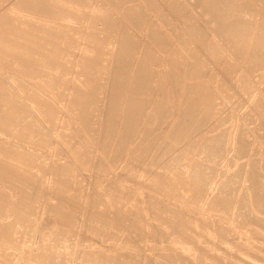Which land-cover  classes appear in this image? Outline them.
I'll return each instance as SVG.
<instances>
[{
	"label": "rangeland",
	"instance_id": "1",
	"mask_svg": "<svg viewBox=\"0 0 264 264\" xmlns=\"http://www.w3.org/2000/svg\"><path fill=\"white\" fill-rule=\"evenodd\" d=\"M20 1L0 0V18H2L0 22L3 18L5 19L4 14L9 15L11 13H6L9 11H14L10 15L16 14L15 16H17L20 14L43 22L38 23L39 25H35V23L32 25L37 28L39 26V29L35 27L31 29L32 26L26 24L23 26L19 24L20 28L18 23L14 25L13 22L0 25V43L2 42L0 52H3L2 44L9 41L10 38V40L14 38L13 40L18 42L15 36L18 33L21 35L23 30H27L26 32L31 33L30 36L33 37L32 40L29 39L28 43L26 42L30 45L29 52L31 55L28 53L24 59L22 56L18 57L21 61H18V58L15 59L16 55L13 57L7 52L10 57L7 55L6 59L0 53V83L6 89L3 90L5 92L4 98L9 96L7 99L11 100V105L14 103L13 109L17 107L13 111L18 112L20 110L21 114L18 112L17 115L24 114L22 118L13 120L7 112L3 111L2 115L4 119L6 118V122L0 123V210L2 211L0 224L6 226L3 228H11L4 230V232L0 229V264H200L203 258L205 259L203 264L207 262L241 264L239 263V257H241L239 251L252 256L255 264H264V226L253 225L255 220L251 219L263 215L259 216L258 214L262 213H259V210L257 212L254 208L255 202L253 201L255 199L250 200L251 196L256 195L254 190H256L257 185H253L254 182L249 183L251 181L249 179L250 174L253 171L251 168L254 164L253 161H259L257 166L260 164L264 167V118H260L261 113L257 110L258 103H262L264 106V71H259L253 65L251 66L246 55L247 52L243 51L238 54L233 44L231 45L225 37L216 31L212 17L203 9V7L205 8L203 3L201 1L198 3V0H118L119 2L112 0L113 3L111 0H87L88 7L78 6L79 8L83 6L82 9L84 8V10L81 11L82 9L76 7L79 5L76 4V0H43L45 5L50 6V8L57 5V8H53L55 10H50L54 13L58 9L61 10H58L59 13L63 11V16L65 13L68 15L67 13L76 12V17L78 15L80 19L77 20L78 18L74 19L75 15L73 16V14L71 15L72 18L69 14L67 19L65 16L62 18V14L60 16L59 13H56L60 19L57 15H52V12V14L50 12V14L42 13L33 8H26L20 4ZM244 1L248 7L254 10L251 34L254 33L252 36L259 35L261 32L259 21L264 14V0ZM126 9H132L140 14L142 21L138 29L126 17ZM77 11L84 15L81 16L80 12ZM100 11L110 15L109 17L114 21V26L108 27L111 26L112 21L106 26L107 23L104 24V21L98 19L100 17L97 12ZM57 25L61 28H58ZM6 26L18 27L9 28L7 32L11 33H7V35L3 29ZM62 28L70 30L66 29V32ZM123 28L126 29V33L132 35L131 38L133 37L135 45H137L138 50L136 51L139 52H136L138 55L132 56L130 66L133 71H129L135 74L136 69H138L137 64L142 53L145 52L144 49H147L149 53L151 52L153 56L149 54V57L153 58V60L150 58L149 61L153 62L148 63L151 80L150 103L140 115L138 133H141L136 136V139L140 138L139 140H141L142 130L143 132L150 131L151 136L147 139H151L148 142L146 139L145 143L142 144L145 145L150 141L151 147L141 161L136 158L138 162L135 159L137 154L131 153L132 148L127 147L128 144L120 143L118 136L115 135H120L118 133L122 129L120 125L123 126L125 121L123 119H126L125 116H127L125 106H128L129 100L127 101V98L132 96L130 95L132 81H126V89H123L119 105L116 103L118 101H115L118 107V109L116 108L118 113L116 112L115 116V121H118L116 123L117 133L113 134L114 137H108L104 124L108 121L109 108L115 104H111V100H114L111 99V89L113 91L114 82L112 83V81L118 73H114L115 65L111 58L105 61L101 60L104 67L100 72L98 69L100 61L96 58L98 53L92 49L94 47L88 37L92 34L96 40L104 41L110 50H117L122 36L120 29ZM41 29L43 30L42 33ZM46 30L51 31L52 34L51 32L46 34ZM12 33H14L13 35L16 33V35L9 37ZM55 33L58 39L61 38L59 41L56 35H53ZM58 33L62 36H59ZM38 34L39 37L50 34V37L41 36V39L43 37L42 41L40 38L36 40ZM51 35L55 36L54 40ZM49 39H51L50 42H48ZM45 40L48 41L44 42ZM30 42L34 44L33 47ZM53 42L58 43L57 47ZM50 43H53L54 46L52 44L50 47ZM248 43L249 45L253 44ZM44 44H48L45 45L47 47L43 48ZM211 45L216 46L221 53L211 49ZM46 48L52 50L51 52L47 49L50 53H54L55 49H58L59 52L60 48V52L54 59L49 58L48 55L50 54H47ZM38 52H45V55ZM39 54L49 58L47 60L53 59V64L51 60L49 64H52L54 69L50 68V65L49 68L43 69L45 64L37 58L40 56ZM32 55L33 57L37 56L33 58ZM3 57L6 61H3ZM26 58L28 62L36 63L34 64L38 66L36 70L33 69L36 67L30 66L28 63V68L32 67L31 72H28L30 69L27 70V64L22 63V61H27ZM31 58L32 60H30ZM14 62L17 64L13 65ZM19 62L25 64L26 68L23 65L22 69L21 64L18 68ZM195 64L198 65V72L195 70ZM135 66L137 67L134 68ZM34 70L35 74L33 73ZM55 70H57L56 72L59 71L58 73L55 72L56 77L54 75L49 77L54 74L53 71ZM98 72H100L98 76V101L97 104L95 102L96 105H93L94 108L92 107L91 129L90 133H86V135L84 128L82 127L83 130L80 129L83 123L82 117H79L81 122L76 120L75 117L77 116H73V111L77 108L74 107V103L77 101L72 91L75 88H83V80L90 73ZM113 73L114 75L117 73L116 77L113 76ZM112 77L114 78L112 79ZM242 82H248L250 88L242 87ZM0 92V102L5 107L4 93L2 95L1 88ZM198 96L202 106L207 107L206 123L197 126V129L195 127V130L193 129L187 136L180 138L177 122L183 119L184 114L186 115V110L189 109L187 104L191 103L192 98ZM162 98L169 111V113L167 111L168 114H163L165 116L158 114L153 108L154 102ZM185 100L188 101L187 104ZM71 102H74L73 106ZM252 107L255 108V113L250 112L253 110ZM1 110L2 108H0V114ZM124 111L126 115H124ZM50 113L52 118L49 116ZM250 115L254 119H250ZM8 119L13 123L15 122L14 126L10 121L11 125H7ZM78 122L81 124L79 125ZM16 125L17 127H15ZM77 130L80 131L81 135L84 134L87 137L83 135L84 139L86 138L88 141L81 139L82 136L77 133ZM80 136L81 140L77 138ZM244 138L247 139L246 143L249 141L247 143L249 146L251 144L250 148L244 142ZM78 139L79 143L77 142ZM217 139L223 140L224 150L222 153L224 155L221 154V157L210 162L204 150L210 142H216ZM240 139L244 140L243 144L250 150H247L249 153H246L247 156L243 155L246 158H243L242 155L237 156ZM75 143L76 146L78 144L80 148L85 149L84 155H80L76 151ZM131 146L133 147V145ZM125 147L127 148L124 149ZM118 153L122 155V159L117 157ZM139 161L140 164H138ZM165 163L169 165L180 163V169L187 176L191 174V170L196 164L210 166L211 176L209 174V180L212 182L210 181L211 184L209 180L207 182L209 184L206 188L208 192L205 191L204 199L201 198L199 203L189 200L191 190H189V184L187 185L189 182L187 177L185 179L187 182L184 181L186 185H183V182L180 184V186L183 185V188L180 187L182 189L178 190L181 194L180 197L178 196L179 200L174 198L173 200L167 197L168 194L164 195L162 191L160 193L153 187L151 188L147 181L158 180L157 176L162 173L163 175L159 176L162 178L159 179H166L165 177L170 176L174 171L164 168ZM240 165H244L247 170L242 167L243 171H241L238 168ZM263 167L258 166L257 168L262 174L261 179L264 182V178H262L264 177ZM63 168L68 169L72 183H65L64 180L59 179L58 170ZM237 168L245 173L242 174L237 171ZM123 170L124 173H122ZM166 173L167 175H164ZM173 174L174 172L170 177H175V175L172 176ZM233 174H236L235 177ZM244 175L245 177H243ZM170 177L167 180H170ZM226 178L229 183L233 178L242 181L236 180L237 185L234 184V187H226L221 191ZM171 180L173 181L174 178ZM246 180H250L248 185L245 183ZM250 186H254V189L247 191L248 187L251 188ZM232 188L234 190L236 188L240 192L236 193L237 191H235L233 193ZM225 190L230 191L228 192L231 193V196L233 195V200L238 198L235 201L237 203H239V199L242 200L244 195H247L244 198L251 202H249L250 209L248 208L250 210H248L249 216L246 215V217L248 216L247 219L249 220H254L253 224L248 220L251 226L241 223L240 220L243 218L239 219L238 214L237 218L234 215L239 210L241 211L239 209L241 203L236 204L234 202V205L236 204L238 207L234 206V211L231 212L233 217H229L231 213L227 217L226 214H222L221 210L217 211L211 208L214 210L213 213L210 211V207L209 209L206 208L210 202V199L206 200L209 198L207 196L214 194L217 196ZM207 193L209 194L207 195ZM240 193L242 198L238 196ZM234 195L236 196L235 199ZM249 195L251 198L248 197ZM113 197H116V200ZM114 200L118 201V204ZM188 200L190 203L192 202L191 204H198L197 207L194 204L190 205ZM252 204L254 205L251 206ZM1 206H4V210L3 207L1 209ZM253 211H256L257 214ZM22 212L26 213L27 217L20 221L19 217ZM218 212L222 213L218 214ZM129 213L132 215L130 216ZM136 213L137 215H134ZM174 214L181 217V220L177 222L178 225L173 223L175 218L171 220ZM162 215L167 216L168 219L162 218ZM189 221L192 223L189 224ZM186 224L192 227L188 237L180 232L181 229L186 228ZM181 225L182 227H179ZM220 229L226 231L225 234L227 233L223 236L226 242L223 238L221 240V237L220 240L217 238ZM226 236L227 238L235 236L237 239L234 237L236 240L232 241L228 238L229 242H227ZM22 243L28 246L32 255H27L26 252L19 250ZM182 244H188L186 246L191 249L194 256H190V253L186 255V251L179 248ZM202 247L204 248L202 249ZM205 248L206 250L202 251ZM237 248L240 250L237 251ZM215 249L216 251H214ZM174 250H178L177 253L181 256ZM234 251L236 252L231 253ZM222 253L225 256L230 253L231 259L229 256H223ZM214 255L219 259L217 260ZM237 256L238 261L236 262L234 260Z\"/></svg>",
	"mask_w": 264,
	"mask_h": 264
},
{
	"label": "bare ground",
	"instance_id": "2",
	"mask_svg": "<svg viewBox=\"0 0 264 264\" xmlns=\"http://www.w3.org/2000/svg\"><path fill=\"white\" fill-rule=\"evenodd\" d=\"M75 1V0H74ZM112 1V0H111ZM114 1H116V0H114ZM199 2L198 3H203L202 5L203 6H205V8L203 7V9L212 17V20L214 21V23H215V29H216V31L220 34V35H222L223 37H225L226 39H227V41L229 42V43H231V45L233 44V46H234V49H237V51L236 52H238V54H241L243 51H246L247 52V57H248V60H249V62L251 63V66L253 65L254 67H256L257 69H259V71H264V14L261 16V19H260V21H259V29L261 30V32H260V34L259 35H254V36H252L254 33H252L251 34V32L253 31L252 30V27H253V23H254V16H253V13H254V10L251 8V7H248V5L245 3V1L244 0H198ZM201 1V2H200ZM77 2V3H76ZM76 4H79V5H76V7H80V5H83V6H87L88 5V1L87 0H76ZM116 2H119L118 0L116 1ZM112 3H113V1H112ZM245 3V4H244ZM20 4L22 5V6H24V7H26V8H33V9H36V10H38L39 12H42V13H44V12H47V13H51L52 15H57L56 13H59V11H61V10H57L56 11V13H54V11H50L51 9L52 10H55V9H53V8H57V5H54V6H52L51 8H50V6L48 7V5H45V3H44V1L43 0H35L34 2L32 1V0H21L20 1ZM115 4V3H114ZM199 5H201V4H199ZM201 5V6H202ZM82 6V7H83ZM78 7V9H82V7L81 8H79ZM88 7V6H87ZM77 9V10H78ZM84 10V8L81 10V11H83ZM13 13L14 11H9V12H6V13ZM77 12H80V11H77ZM90 12V11H89ZM10 13V14H11ZM17 13V12H16ZM49 13V14H50ZM62 13H63V11H62ZM62 13H59V15L60 14H62ZM76 12H71V14L70 13H67L68 15L70 14V18H72L71 17V15L73 14V16L75 15V17H74V19L76 18H78L77 20H80L79 19V17H78V15H77V17H76V14H75ZM9 14V15H10ZM66 14V13H65ZM64 14V16L67 18V16L68 15H65ZM80 14H81V16H82V14L83 13H81L80 12ZM125 14H126V17L134 24V26L136 27V29H138L139 27L138 26H140L141 24V18H140V14L138 13V12H136V11H134V10H132V9H126L125 10ZM7 15V14H4L3 15V17H5V19L3 18V20L0 22V25H4V24H6L7 22H9L10 24L13 22V24L15 25L16 23H18V25L20 24V25H30V26H32V25H34V23H35V25H39L40 23H42L43 21H41V20H39V19H32V18H29V17H24V16H22V15H17V16H15L16 14H14V15ZM84 15V14H83ZM97 15L100 17V18H98V19H101L102 21H104V24L105 23H107V24H105L106 26L107 25H109V24H111V21H112V24H111V26L109 25L108 27H112V26H114V21H113V19L111 18V17H109L108 16V14H104L103 12H97ZM7 16H9L8 18H7ZM58 16V15H57ZM61 16V15H60ZM63 16V14H62V18L64 17ZM69 17V16H68ZM58 18H60L59 16H58ZM57 18V19H58ZM82 18V17H81ZM2 18H0V20H1ZM61 19V18H60ZM65 19V18H64ZM68 19V18H67ZM63 21V20H62ZM32 23V24H31ZM39 23V24H38ZM48 23V22H47ZM19 25V26H20ZM50 25V24H49ZM52 26H53V24H52ZM58 26V25H57ZM16 26H6V28H3L4 30H5V34H10L9 32H7V30H9V28H15ZM18 27V26H17ZM16 27V28H17ZM24 27H26V26H24ZM34 27L35 26H32V28L31 29H34ZM44 27H47V26H44ZM55 27V26H54ZM53 27V28H54ZM61 28V26H58V28ZM64 27V26H63ZM20 28H21V26H20ZM35 28H37V27H35ZM49 28V27H48ZM53 28H51V29H53ZM11 29V30H12ZM26 29V28H25ZM28 29V28H27ZM37 29H39V26H38V28ZM36 29V30H37ZM43 29V28H42ZM41 29V33H42V30ZM62 29H64V28H62ZM67 30H70V29H68V28H66ZM66 29H64L65 31H66ZM14 30H16V29H14ZM21 31L23 30V28L22 29H20ZM55 30H57V29H55ZM59 30V29H58ZM121 30V33H122V36H121V41H120V44H119V47L117 48V50H110L108 47H107V44L104 42V41H99V40H96V38H95V36H93L92 34L91 35H89L88 37L91 39V43L93 44V47L94 48H92V49H94V51L96 52V53H98V54H96L97 56H96V58L100 61V67L98 68L99 70H100V72H101V69H103V64L101 63V60H103V61H105V60H107V59H109V58H111L112 59V62L114 63V65H115V67H116V69H115V67H114V73L115 72H117L118 73V75H117V73H116V75H117V77H116V75H114V73H113V76H115L116 78H114V77H112V79L114 78V79H116L115 81H114V79H113V81H112V83L114 82V84L112 85V86H114L113 88V91H112V89H111V87H110V89H111V99L113 98L114 100L112 101L111 99V104H114L115 103V101H118V102H116L117 103V105H119V101H120V98H121V96H122V93H123V91L126 89V81L127 80H131L132 81V86H131V88H130V93H128V94H130V95H132L130 98L128 97L127 98V101L129 100V102H127L128 103V106H125L126 108H127V110L126 109H124V110H126V112H127V116H125L126 117V119L124 118H122L123 120H125L124 121V123H123V126H122V124L120 125V128L122 127V129H120V131L118 132V133H120V135L119 134H115V133H117L116 132V130H117V128H116V123L118 122H116L115 120V116H116V114L118 113V107H117V105H116V103L114 104V105H112V106H114V107H112L111 105V108H109V113H108V115H109V117H108V121H107V123H106V120H105V123L106 124H104V128H105V131H106V134H107V136L108 137H114V135L113 134H115L116 136H118V138H119V142L120 143H122L123 142V144H128L129 146H127V147H131L132 148V151H131V153L132 154H137L136 156H135V159L136 158H138L140 161L142 160V158L144 157V155H145V153L150 149V147H151V142L149 141V143H147V144H145V145H143L144 143H145V140L147 139V138H149L150 136H151V132L150 131H144L143 132V130H142V133H143V135H140V136H142L141 137V140H139L140 138H138V139H136V136L138 135V134H140V133H138L139 132V130H138V122H139V120H140V115H141V113L144 111V109H146V107L149 105V103H150V94H151V80H150V70H149V66H148V63L150 62L149 60H150V58H151V56H152V53L150 52L149 53V51L147 50V49H144L145 50V52L144 53H142V57L140 58V60H139V62H138V64H137V66H138V69H136V72H135V74H133L131 71H133V69L131 68V59H133L132 58V56L133 55H135V54H137L136 52H138V51H136V50H138L137 48H136V46L137 45H135L136 43H135V40L133 39V37L131 38V36L132 35H130V33H126V29H120ZM251 30V31H250ZM18 31H19V29H18ZM21 31H19L20 33H21ZM24 31H25V33H24ZM27 30H23V32L21 33V35L19 34H17L16 35V33H15V35H13L14 33H12L11 34V36H9V37H12V36H15V39L17 38L18 39V42H16V41H14L13 39L12 40H10L9 39V41H7L6 43H4V44H2V47L1 48H3V52H0V53H2V56L4 55V57L7 59V55H8V53H10V55L11 56H13V55H18L17 57L15 56V59H17L18 57H21L22 56V58L24 59V57H26V56H28V53L30 54L31 52H29L30 51V48H29V46L30 45H28L27 43H28V41H29V39L31 38V40H32V38L33 37H31L30 35H31V33H29L28 34V32H26ZM30 31V30H29ZM35 31V30H34ZM44 31H45V29H44ZM47 31V30H46ZM215 31V30H214ZM51 32V31H50ZM50 32H45L46 34L47 33H50ZM61 32V31H60ZM59 32V33H60ZM67 32V31H66ZM69 32V31H68ZM71 32H72V30H71ZM216 32V33H217ZM24 33V34H23ZM33 34H34V32H32ZM36 33V32H35ZM44 33V32H43ZM44 33V34H45ZM57 33V32H56ZM56 33L55 34H53V35H56ZM59 33H58V35H59ZM63 33H64V31H63ZM217 33V34H218ZM7 34V35H8ZM51 34H52V32H51ZM69 34V33H68ZM36 35V34H35ZM50 34H48V36L47 37H50L49 36ZM53 35H51V37H52V39L55 37V36H53ZM61 35V34H60ZM59 35V36H60ZM219 35V36H220ZM18 36V37H17ZM33 36V35H32ZM41 36H43V37H46V36H44V35H41ZM40 36V37H41ZM62 36V35H61ZM66 36V35H65ZM70 36H71V33H70ZM69 36V37H70ZM39 37V34H38V36L36 37V40H37V38H40ZM43 37H42V39H43ZM56 37H57V39H58V36L56 35ZM67 37V36H66ZM73 37V36H72ZM63 38H64V35H63ZM42 39L40 38V40L42 41ZM47 39V38H46ZM59 39H61L60 37H59ZM59 39H58V41H59ZM66 39V38H65ZM65 39H62V40H65ZM70 39V38H69ZM82 39V38H81ZM153 39L154 40H156V38H154L153 37ZM39 40V39H38ZM40 40H39V43H41L40 42ZM50 40L51 39H49V41L48 40H45L44 42H50ZM54 40V39H53ZM56 40V39H55ZM62 40H60L61 42H63ZM67 40V39H66ZM34 41V40H33ZM32 41V42H33ZM27 42V43H26ZM32 42H30V43H32ZM52 42V41H51ZM67 42V41H66ZM68 42H70L69 40H68ZM248 42H250V43H253V44H251V45H249V43ZM2 43V42H1ZM0 43V44H1ZM25 43L28 45V47H26L25 46ZM38 43V44H39ZM54 44H55V42H53ZM53 43H50V47L52 46V44ZM71 43V42H70ZM23 44V45H22ZM37 44V43H36ZM35 44V45H36ZM54 44H53V46H54ZM63 44V43H62ZM62 44H61V46H62ZM42 45V44H41ZM40 45V46H41ZM45 45H48V44H44V46H43V48L44 47H47V46H45ZM57 45H58V43H56L55 44V46L57 47ZM1 46V45H0ZM34 46V44L32 43V47ZM49 46H48V48H49ZM60 46V45H59ZM26 47V48H25ZM32 47H31V49H32ZM36 47V46H35ZM39 47V46H38ZM37 47V48H38ZM55 47V48H56ZM246 47H248V49H246ZM48 48H46V51H47V49ZM213 48V50L215 51V52H217V53H221L220 52V50H218V48L216 47V46H212L211 45V49ZM41 49H42V47H41ZM32 50H34V49H32ZM49 50H51V49H48V51ZM144 50H142V51H144ZM1 51H2V49H1ZM38 51V50H37ZM47 51V52H48ZM92 50H90V52H91ZM8 52V53H7ZM51 52H52V50H51ZM59 52H60V48H59ZM58 49H55V51H54V53H50V52H48L47 54H50V55H48L49 56V58H53L54 59V57H56L57 55H58ZM89 52V51H88ZM93 52V51H92ZM4 53V54H3ZM6 53V54H5ZM38 53H40V52H38ZM41 53H43V52H41ZM40 53V54H41ZM94 53V52H93ZM139 53V52H138ZM33 54H34V52H33ZM39 54V55H40ZM149 54L151 55L150 57H149ZM6 55V56H5ZM31 55V54H30ZM42 55H45V52L42 54ZM42 55H40V56H37V58H39L40 59V62L42 63H44L45 65H44V67H43V69L44 68H49V65L51 66L50 68H52V64H53V59L51 60V63L52 64H49V62H50V60H47V59H49V58H46V56H42ZM138 55V54H137ZM1 56V55H0ZM9 56V55H8ZM36 56H34L35 58H36ZM42 56V57H41ZM47 56V57H48ZM4 57H3V59H4ZM10 57V56H9ZM14 57V56H13ZM32 57H33V55H32ZM33 57V58H34ZM153 57V56H152ZM30 58V57H29ZM6 59H4L3 61H6ZM20 58H18V61H21V60H19ZM27 59V58H26ZM1 60H2V58H1ZM30 60H32V58L30 59ZM36 60V59H35ZM55 60H56V58H55ZM151 60H153V58H151ZM2 61V62H3ZM8 61V60H7ZM17 62V61H16ZM31 61H29L28 62V59H27V61H22V63H25V64H27V70L28 69H30V71H28V72H31V68L34 66V67H36V68H33V69H37V67L38 66H36V65H34V64H36V63H30ZM39 62V61H38ZM37 62V63H38ZM40 62H39V64H40ZM153 61H151L150 62V64L152 63ZM4 63V62H3ZM5 63H7V62H5ZM9 63V62H8ZM28 63H29V65L30 66H32V67H30V68H28ZM15 64H17V63H15L14 62V64L13 65H15ZM21 64V62H19L18 63V68H19V65ZM25 64H21L20 65V67L22 66V69H23V65L25 66ZM149 64V65H150ZM10 65V64H9ZM42 65V64H41ZM63 65V64H62ZM40 66V65H39ZM137 66H135L134 68H136ZM16 67V66H15ZM87 67H89V68H91L92 66H87ZM17 68V67H16ZM16 68H15V70H16ZM24 68H26V66L24 67ZM131 68V69H130ZM40 69H41V67H40ZM52 69H54V67L52 68ZM20 70V69H19ZM25 70V69H24ZM27 70H26V72H27ZM35 70L33 71V73L35 72ZM117 70V71H116ZM129 70H131V71H129ZM195 70L198 72L199 71V69H198V65L197 64H195ZM22 71V70H21ZM47 71H49V70H47ZM51 71V70H50ZM57 70H55V71H53L54 72V74H52V75H50L49 77H52L53 75L55 76L56 74H55V72H56ZM91 71H93V72H95L93 69H91ZM52 72V73H53ZM59 72V71H58ZM58 72H56V73H58ZM100 72H98V73H90L89 74V76H87V78H85L84 80H83V88H75L72 92L74 93V97L76 96V101H77V103H74V102H71L72 104V106H73V103H74V107L76 106L77 108L75 109V111H73V116L75 117V116H77V117H75L76 118V120L78 121V120H80L81 122H82V120H83V123H82V125L79 127L81 130H83L82 129V127L84 128V134H86V133H90V121H91V117H92V112H93V108H94V104H95V102H96V104H97V101H98V96H97V92L99 91L98 89H99V84H98V76L100 75ZM19 73H20V71H19ZM25 73V72H24ZM48 73H51V72H48ZM132 73V74H131ZM35 74V73H34ZM31 75H32V73H31ZM47 75H49V74H47ZM59 75H61V73H59ZM36 77H37V75H35ZM34 77V76H33ZM35 77V78H36ZM56 77V76H55ZM38 78V77H37ZM60 78V76L58 77V79ZM51 79H55V78H51ZM111 86V85H110ZM242 87H244L245 89H249L250 88V86H249V83L248 82H242ZM0 88H1V90H2V95H3V93H4V96H3V99H4V104H5V107L2 105V103L0 102V108H2V110H1V114H0V123H2V121H5V119H4V116L2 115L3 113V111L4 112H7V114H8V116L9 117H11L13 120L14 119H19V118H22L23 116H24V114L22 113V115L21 116H19V115H17V113L19 112L20 113V110L18 111V112H15V111H13L15 108H17V107H15L14 109H13V107H12V105L14 104H12L11 105V100H9V99H7V98H9V96L7 97V98H4L5 97V92H3V90H6V89H4V87L1 85V83H0ZM125 88V89H124ZM73 89V88H72ZM124 89V90H123ZM113 92V93H112ZM126 92V91H125ZM1 93V92H0ZM7 94V93H6ZM67 95V94H66ZM71 95V94H70ZM73 95V94H72ZM130 95H128V96H130ZM69 97V96H68ZM73 97V96H72ZM97 97V98H96ZM188 98H189V96H187ZM73 99V98H72ZM97 99V100H96ZM186 99V98H185ZM186 100H188V99H186ZM185 100V101H186ZM191 101V100H190ZM187 102L188 101H186V104H187ZM256 102V101H255ZM258 103V102H257ZM10 104V105H9ZM75 104H77V105H75ZM95 104V105H96ZM67 105V104H66ZM188 106H189V111L188 110H186V115L184 114V116H185V118H184V116H182L183 117V119H181L179 122H177V126H179L178 128H179V137L180 138H182V137H185V136H187L189 133H191L192 131H193V129L195 130V127H196V129H197V126H201V124H203V123H206V119H207V107H204V106H202V104L200 103V98H199V96L198 97H196V98H192V101H191V103L189 104H187ZM254 105V104H253ZM14 106V105H13ZM72 106H71V108H72ZM255 106H257V105H255ZM254 106V107H255ZM65 107H67V106H65ZM69 107V106H68ZM93 107V108H92ZM117 108V109H116ZM153 108L155 109V111L158 113V114H160V115H163V114H166L167 113V111H168V109H167V107H165V102H164V100H163V98L162 99H160L159 101H156V102H154V105H153ZM69 109H70V107H69ZM111 109V110H110ZM252 109H253V107H252ZM255 109V108H254ZM254 109L252 110V111H250L251 113L253 112V113H255L254 112ZM16 110V109H15ZM55 110V112H56V109H54ZM257 110L261 113L260 114V118H264V106L262 105V103L260 104V103H258V107H257ZM57 111H59V110H57ZM256 111V110H255ZM70 112H72L71 111V109H70ZM69 112V113H70ZM117 112V113H116ZM249 112V113H250ZM257 112V111H256ZM18 113V114H19ZM57 113V112H56ZM59 113V112H58ZM124 113H125V111H124ZM168 113H169V111H168ZM167 113V114H168ZM21 114V113H20ZM124 115H126V113L124 114ZM249 115V114H248ZM252 115V114H251ZM251 115H250V119H254V118H252L251 117ZM259 115V114H258ZM8 116H6V117H8ZM19 116V117H18ZM49 116L52 118V114L50 113L49 114ZM72 116V115H71ZM163 116H165V115H163ZM167 116V115H166ZM79 117H82V120L79 118ZM257 118H258V116H256ZM75 118H73L74 119V121H75ZM77 118H79V119H77ZM248 118V119H249ZM259 119V118H258ZM21 120V119H20ZM9 119H8V123H7V125H11V123L13 124V126H14V123L13 122H11V123H9ZM19 121V120H18ZM17 121V122H18ZM264 121V120H263ZM6 122V121H5ZM123 122V121H122ZM121 122V123H122ZM260 122H261V120H260ZM22 123V122H21ZM79 123V122H78ZM77 123V124H78ZM3 124V123H2ZM81 123H79V125H80ZM19 125H20V122H19ZM72 125H73V123H72ZM8 127V126H7ZM12 127V126H11ZM15 127H17V125L15 126ZM9 129V128H8ZM10 129H12V128H10ZM16 129V128H15ZM14 130V129H13ZM86 130V131H85ZM16 131V130H15ZM78 132V134H80V131L79 130H77ZM141 131V130H140ZM8 132H9V130H8ZM10 132H12V131H10ZM82 133V132H81ZM16 134V133H15ZM84 134H80L81 136H82V138H81V136L80 137H77V138H81V139H84V137H86ZM105 134V135H106ZM17 135V134H16ZM83 135H84V137H83ZM87 135V134H86ZM89 137V136H88ZM87 138V137H86ZM85 138V139H86ZM243 138V137H242ZM79 139L77 140V142L79 141ZM80 139V140H81ZM84 139V140H85ZM151 139V138H150ZM150 139H147L146 141L148 142V140H150ZM87 140V139H86ZM244 140H245V138H244ZM243 139H240V146H239V151H238V154H237V156L239 155H246V153L247 154H249L248 153V151L247 150H249V149H247L248 147L247 146H249V144H247L246 143V141H247V139L244 141ZM88 141V140H87ZM87 141H85V142H87ZM242 141V142H241ZM243 141L246 143V145L247 146H245V144H243ZM76 142V143H77ZM82 142V141H81ZM81 142H80V144H81ZM84 142V143H85ZM76 143H75V148H76V151L80 154V155H84V153H85V149H82V148H80L79 147V145L77 144V146H76ZM79 143V142H78ZM143 143V144H142ZM131 145H133V147L131 146ZM82 146H83V144H82ZM250 146H251V144H250ZM250 146H249V148H250ZM85 147V146H84ZM127 147H125L124 149H126ZM247 147V148H246ZM224 148V143H223V140L222 139H217L216 140V142H210L208 145H207V147L205 148V152H206V154H207V156L206 157H208L209 159L208 160H210V162H214L215 160H216V158H218V157H221V154H223L224 155V153H222L223 152V149ZM129 149V148H128ZM250 151V150H249ZM251 154V153H250ZM133 155V156H134ZM223 155H222V157H223ZM122 155L120 154V153H118L117 154V157H121ZM247 156V155H246ZM250 156V155H249ZM254 156H256L255 154H254ZM254 156H250V157H254ZM245 156H243V158H244ZM119 158H118V160H119ZM246 158V157H245ZM121 159H122V157H121ZM138 159H136V161L138 162ZM254 159V158H253ZM140 161H139V163L138 164H140ZM249 161V160H248ZM247 161V162H248ZM256 161V160H255ZM136 162V163H137ZM257 162H259V161H257ZM257 162H254L253 161V167H251V168H253V171L251 172V174H250V178L249 179H251V181L249 182L248 180H246L247 182H245L246 184L249 182V183H253V185H257L256 187V190H257V193H256V190H254L255 191V194L256 195H254V196H251V195H249L248 197L249 198H251L250 200H252L253 201V199H255V201H253V202H255V205H257L256 207L258 208H256L255 207V205L254 204H252L251 206H253L254 205V208L257 210V212H258V210H259V213H262V214H258L259 216L260 215H263V216H260V217H258V216H256V218H251V219H254V220H249V219H247V217L249 216L248 215V212L250 211L249 209V202H251V201H248V199H245L244 197L245 196H247V195H244V197L242 198V195H241V193H240V195H238L239 197H241L242 198V200L241 199H239V203H241V205L239 206V207H241V208H239V209H241V211L239 210V212L238 213H236V214H234L235 215V217L237 216V214H238V216L237 217H240L239 219H242V220H240V221H242L241 223H243V224H248V225H250L251 226V224H253V221H254V224L253 225H256V224H260V225H262V226H264V182H263V179H261V176H262V174L258 171V166H261V167H263L262 165H258L257 166ZM242 164V163H241ZM250 164V163H249ZM2 165V164H1ZM247 165H248V163H247ZM246 165V166H247ZM203 166H205V167H203ZM206 166H208V165H198V164H196L194 167H193V169L191 170V174L189 175V176H187L183 171H182V169H180L181 168V165H180V163L179 164H167V163H165V166H164V168H169V169H171V170H174L173 172H174V174L172 175V176H174L175 175V177H170L171 176V174L173 173H171L170 174V176L169 175H167V173L166 174H164V175H167V177H165L166 179H159V178H162V177H159V176H161V175H163V173L162 174H160L159 176H157V179L158 180H155V181H152V180H149V181H147V184L152 188H154V190H156V191H160V193H161V191H162V193L165 195V194H168L167 195V197H170V198H174V199H178L179 200V197L181 196V194H179V191L178 190H180V189H182L183 187V185H186V183L184 182V181H186L185 179H186V177H187V179H189V182H187V185L189 184V190H191L190 192H191V198H189V200L190 201H192V202H200V199L202 198V199H204V197L206 196V192L205 191H207V186L209 185V184H207V182H208V180L210 179L209 177L211 176V168H210V166H208V167H206ZM239 166V165H238ZM237 166V167H238ZM249 166H251V165H249ZM104 167V166H103ZM242 167H245L244 165H240V167H238V168H240V170L241 171H243V168ZM238 168H237V171H240V170H238ZM242 168V169H241ZM260 168V167H259ZM264 168V167H263ZM168 169V170H169ZM245 169H246V167H245ZM166 169H164V171H165ZM247 170V169H246ZM250 170V169H249ZM260 170H261V168H260ZM127 171V170H126ZM175 171H177L176 173H175ZM236 171V172H237ZM240 171V172H241ZM6 172V171H5ZM125 171L123 170V172L122 173H124ZM129 172V171H128ZM165 172H167V171H165ZM171 172V171H170ZM235 172V173H236ZM239 172V173H240ZM262 172V171H261ZM264 172V171H263ZM121 172H119V175H121L120 174ZM238 173V174H239ZM242 173V172H241ZM245 173V172H244ZM244 173H242V174H244ZM58 174H59V176H60V178L59 179H62V180H64L65 181V183H72V178H71V176H70V174H69V172H68V169L67 168H63V169H60V170H58ZM126 174H127V172H126ZM130 174V173H129ZM209 174H210V176H209ZM237 174V173H236ZM235 174V175H236ZM249 174V173H248ZM248 174H246V175H248ZM125 175V174H124ZM234 175V174H233ZM232 175V176H233ZM235 175L233 176V177H235ZM122 176H123V174H122ZM127 176V175H126ZM172 179V178H174V180L172 181L171 179L170 180H167V178H169V177ZM232 176H231V178H232ZM239 176V175H238ZM131 177V176H130ZM129 177V178H130ZM133 177H134V174H133ZM132 177V178H133ZM164 177V176H163ZM229 177V176H228ZM227 177V178H228ZM243 177H245V175L243 176ZM249 177V176H248ZM226 178V180H224L225 181V184L222 186V188H221V191L222 190H224L226 187H228V188H231V187H234L233 185L234 184H236V183H238L236 180H240V179H232L231 181H230V183L228 182L229 180ZM230 178V177H229ZM236 178H237V176H236ZM238 178H240V177H238ZM262 178H264V177H262ZM243 179V178H242ZM247 179V178H246ZM228 180V181H227ZM245 180V179H244ZM172 181V182H171ZM211 180H209V183L211 184V182H210ZM242 180H240V182H241ZM181 182H183L182 184L183 185H181L180 186V184H181ZM228 182V183H227ZM239 182V183H240ZM244 182V181H243ZM242 182V183H243ZM185 183V184H184ZM224 183V182H223ZM227 184V185H226ZM237 185V184H236ZM244 185V184H243ZM248 185V184H247ZM252 185V184H251ZM238 186H241L240 184H238ZM180 187H182V188H180ZM221 187V186H220ZM251 187V186H250ZM254 186H252L251 188H249L248 187V189H247V191H249V189H251V191L254 189L253 188ZM237 188V187H236ZM236 188H235V190H234V188H232V190H234L233 191V193H235V191H237L236 193H239L240 191L239 190H236ZM240 188V187H239ZM253 188V189H252ZM218 189V188H217ZM220 189V188H219ZM241 189H242V187H241ZM229 190H231V189H229ZM228 190V191H229ZM164 191V192H163ZM220 191V190H219ZM228 191H223L222 193L220 192V195H209V196H207V197H209V198H207L206 200H209L210 199V202H209V206H206V208H208L209 209V207H210V211H214V210H221L222 212V214H226V216L228 217V214H230L231 212H233L234 210H233V208H234V206L236 205V204H239V203H237V202H235V201H237V199L236 200H233V195L231 196L230 194L231 193H229ZM251 191H250V193H251ZM253 191V192H254ZM208 192V191H207ZM210 192V191H209ZM252 192V193H253ZM242 193H243V191H242ZM248 193V192H247ZM246 193V194H247ZM179 194V195H178ZM209 193H207V195H208ZM212 194V193H211ZM249 194V193H248ZM236 196H237V194H235ZM234 195V196H235ZM179 196V197H178ZM236 196L234 197V199L236 198ZM251 196V197H250ZM211 197V198H210ZM232 197V198H231ZM254 197V198H253ZM113 198H115V200H116V197H113ZM112 198V199H113ZM118 199V198H117ZM173 199V200H174ZM187 199V198H186ZM201 199V200H202ZM114 200V201H115ZM177 200V201H178ZM189 200H188V202H189ZM241 201V202H240ZM116 202V201H115ZM118 202V201H117ZM116 202V204H118ZM191 202V203H192ZM198 202V203H199ZM206 202H208V201H206ZM205 202V203H206ZM234 202L236 203L235 205H234ZM190 202H189V204L190 205H193L194 204V206L195 207H197V205L198 204H195V203H193V204H191ZM207 204V203H206ZM193 206V207H194ZM250 206V207H251ZM2 207H3V210H4V206H1V209H2ZM236 207H238L237 205H236ZM235 207V208H236ZM211 208L212 209H214V210H211ZM249 208V209H248ZM253 208V209H254ZM252 209V208H251ZM233 210V211H232ZM236 210V209H235ZM238 210V209H237ZM236 210V211H237ZM249 210V211H248ZM131 211V210H130ZM133 211V213H135L134 212V210H132ZM246 211V212H245ZM2 211L0 210V213H1ZM20 212V211H19ZM216 212V211H215ZM253 212H256V211H253ZM257 212L255 213V214H257ZM4 213V212H3ZM130 213H132V212H130ZM129 213V214H130ZM132 213V214H133ZM214 213V212H213ZM220 212H218V214H219ZM220 213V214H221ZM132 214H130V216L132 215ZM217 214V215H218ZM20 215V214H19ZM134 215H137V213L136 214H134ZM233 215V213H231L230 214V216L229 217H231ZM233 215V216H234ZM246 215H248L247 217H246ZM250 215H252V214H250ZM3 216V215H2ZM1 216V217H2ZM232 216V217H233ZM26 213H21V215H20V217H19V219H20V221H22V220H25L26 219ZM137 217V216H136ZM165 218L166 220L168 219V217L167 216H164V215H162V218ZM222 217V216H221ZM236 217V218H237ZM5 218H6V216H5ZM173 218H175L176 220H173ZM179 218V219H178ZM224 218V217H223ZM250 218V217H249ZM238 219V220H239ZM171 220H173V223H176L177 224V222H178V220H181V217H178V215H173L172 216V219ZM248 220L250 221V223L251 224H249V222H248ZM181 222V221H180ZM179 222V223H180ZM134 223V222H133ZM189 224H191L192 222L191 221H189L188 222ZM135 224V223H134ZM178 225V224H177ZM177 225H175V226H177ZM12 226V225H11ZM246 226V225H245ZM249 226V227H250ZM3 227H6V226H4V224H0V229H2V232H4V230L6 231L7 229H9L10 227H7V228H3ZM179 227H182V225L181 226H179ZM186 228L185 229H181V231L180 232H182V233H184L187 237H188V235H189V230H192V227H191V225H187L186 224V226H185ZM248 227V228H249ZM11 229V228H10ZM9 229V230H10ZM165 230V229H164ZM185 230V231H184ZM9 232V231H8ZM163 232H165V231H163ZM163 232H162V234H163ZM225 232L226 231H224L223 229H220L219 230V233H217V238H219V240H220V237H221V240H222V238H223V240H225V237H223L224 236V234H225ZM1 234V233H0ZM165 234V236H166V233H164ZM170 234V233H169ZM223 234V235H222ZM227 234V233H226ZM225 234V235H226ZM4 235V234H3ZM11 235V234H10ZM171 235V234H170ZM202 235V234H201ZM230 235V234H229ZM228 235V236H229ZM208 236V235H207ZM212 236V235H211ZM210 236V237H211ZM215 236V237H216ZM170 237V236H169ZM235 236H230V240H236L237 239V237H235ZM166 239H168L167 237H165ZM206 238V237H205ZM228 238H227V236H226V239H227V242H229L228 241ZM234 238V239H233ZM211 239V238H210ZM210 239H209V241H210ZM248 240V239H247ZM175 241V240H174ZM205 241V240H204ZM8 241L6 240V243H7ZM182 242V241H181ZM208 242V241H207ZM225 242H226V240H225ZM236 242V241H235ZM176 243V242H175ZM211 243V242H210ZM214 243V242H213ZM179 244H180V242H179ZM183 244H185V243H183ZM182 244V245H183ZM205 244H206V242H205ZM209 244V243H208ZM17 245V244H16ZM172 245V244H171ZM181 245V247H179L180 249H182V251H186V255H187V253H190L191 255L190 256H194L193 255V253H191V249L190 248H188L187 246H188V244H186V245H183L182 246ZM207 245V244H206ZM210 245V244H209ZM227 245V244H226ZM229 245H230V243H229ZM231 245H232V243H231ZM212 246V245H211ZM204 247H202V249H203ZM226 249H227V247H225ZM174 249H176V248H174ZM225 249V250H226ZM238 249V248H237ZM236 249V250H237ZM19 250H21L22 252H26V254L28 255V254H30V252H29V250H28V246L25 244V243H22V244H20V249ZM179 250V249H178ZM178 250L177 251H175L176 253L178 252ZM206 250V248L204 249V250H202V251H205ZM224 250V251H225ZM240 249H238L237 251H239ZM209 251V250H208ZM208 251H207V253H208ZM214 251H216V249L214 250ZM223 251V253H225ZM226 252H228V251H226ZM229 252H230V250H229ZM236 251H234V252H231V253H235ZM240 252V256L241 257H239L240 258V262L239 263H241V264H255V261L253 260V257L252 256H249V254L247 253V254H245V252L244 253H241V251H239ZM238 252V253H239ZM250 252V251H249ZM128 253V252H127ZM216 253V252H215ZM222 253V254H223ZM128 254H130V253H128ZM161 254H163L162 252H161ZM177 254H179V253H177ZM183 254H184V252H183ZM204 254H206V253H204ZM209 254V253H208ZM210 254H211V252H210ZM212 254H213V252H212ZM229 254V255H228ZM228 254H226V256H225V254H223V256H225V257H227V256H229V258H230V253H228ZM30 255H32V254H30ZM180 255V254H179ZM235 255V254H234ZM128 256H130V255H128ZM181 256V255H180ZM208 256V255H207ZM221 256V255H220ZM219 256V257H220ZM214 257H216L217 258V256H215L214 255ZM213 257V258H214ZM235 257V256H234ZM193 258V257H192ZM215 258V259H216ZM224 258V257H223ZM188 259V258H187ZM214 259V261H217L219 258H217V260H215ZM231 259V258H230ZM238 259V256H237V258H236V260H234V258H233V260L234 261H238L237 260ZM192 260V259H191ZM223 260H226V259H223ZM205 261V259L203 258L202 259V264H203V262ZM207 261V260H206ZM220 261H222L221 259H220ZM200 263V264H201ZM210 263V262H209ZM208 262L207 263H204V264H209ZM212 264H213V262H211ZM210 263V264H211ZM221 263V262H220ZM226 263V262H225ZM232 263V262H231ZM258 263V262H257ZM215 264V263H214ZM224 264V263H223ZM227 264H229V263H227ZM235 264V263H234Z\"/></svg>",
	"mask_w": 264,
	"mask_h": 264
}]
</instances>
